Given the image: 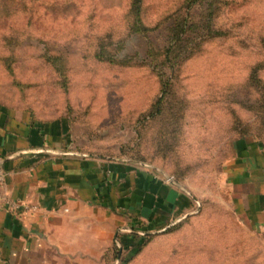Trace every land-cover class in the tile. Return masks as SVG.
I'll use <instances>...</instances> for the list:
<instances>
[{"label":"rangeland","instance_id":"rangeland-1","mask_svg":"<svg viewBox=\"0 0 264 264\" xmlns=\"http://www.w3.org/2000/svg\"><path fill=\"white\" fill-rule=\"evenodd\" d=\"M130 4L0 0V109L66 122L74 153L146 161L192 199L186 218L139 230L144 244L118 230L127 264H264V229L232 214L225 177L235 143L264 144V0H141L127 35Z\"/></svg>","mask_w":264,"mask_h":264},{"label":"crops","instance_id":"crops-1","mask_svg":"<svg viewBox=\"0 0 264 264\" xmlns=\"http://www.w3.org/2000/svg\"><path fill=\"white\" fill-rule=\"evenodd\" d=\"M67 129L0 109V264H105L118 230L163 231L191 209L146 166L74 153ZM226 164L232 214L264 229V144L238 141Z\"/></svg>","mask_w":264,"mask_h":264},{"label":"trees","instance_id":"trees-1","mask_svg":"<svg viewBox=\"0 0 264 264\" xmlns=\"http://www.w3.org/2000/svg\"><path fill=\"white\" fill-rule=\"evenodd\" d=\"M140 2H141V0H131V4H130L131 5L130 6L131 9L129 11V16H130L129 23L130 24L128 25V27H126L127 35L132 34L131 32H133L134 30H135V32L137 31L135 25H137V20L140 21ZM138 27H139V25H138ZM3 41H6L4 43H6V46H8V47H10L13 44L12 43V40H9V38H7V37H4L3 38ZM15 44L16 43H14L13 45H15ZM98 50H99L98 51V55L96 54V57H98L99 59H100V57H102V55H105V54L108 55V51H109V48L108 47H99ZM174 50H175V47L174 48H168V49L164 50L163 52H156L157 56L161 57V60H162L161 67L162 68H163L164 64L168 65L169 56L170 55L173 56L172 55L173 54L172 51H174ZM151 53H152V51H150V54ZM146 55H147V51L145 53V56ZM150 60L151 61L149 62V65L151 66L152 65V59H150ZM172 61H173V57H172ZM55 63L56 62H52V65H53L54 68H55ZM257 69L260 70L262 68L258 66ZM61 70H62V67H60L59 75L61 73ZM163 73L164 72H161V74L159 76L161 77L163 75ZM166 77H168V75L165 76V81L162 83V86H161L162 95H161V98H160V102L161 101L163 102V100H165L168 97V94H169V85H168L169 84V78L166 79ZM260 100L261 101H264V97L262 99H260ZM263 107H264V105H263ZM257 126H258L257 127V131H259L261 133H264V125L258 124ZM234 127L237 128V125H234ZM249 128H250L249 125H247L245 129H242V131L244 130L245 132H247ZM235 131H237V130L235 129ZM240 135H242V134H240ZM243 136H245V135H243ZM85 153H87V152H85ZM85 157H95V158H98V159H105V158L113 159V158H110V157L105 156V155L92 154V153H87V156H85ZM131 158L132 159H128V160L133 161V162L140 163V164H142V166H150V164L149 163H146V161H141L140 159H137L135 157H131ZM167 175H168V177H171L174 180V182H178L176 176L173 173H167ZM130 231L131 232L129 233V235H132L133 237L138 238L141 241V243L143 242L142 244H144V242H146L145 241V239H146L145 236H139V235L136 234L138 232V229H136L135 227H132V228H130ZM120 253H121L120 252V249H118L115 245H113L110 249H108L104 253L103 259H104L105 263H107V264H113L119 258L120 263L127 264L129 261H127V260L126 261H123L121 259L122 258L121 257L122 256V253L121 254Z\"/></svg>","mask_w":264,"mask_h":264},{"label":"built area","instance_id":"built-area-1","mask_svg":"<svg viewBox=\"0 0 264 264\" xmlns=\"http://www.w3.org/2000/svg\"><path fill=\"white\" fill-rule=\"evenodd\" d=\"M5 177H6V172H4L1 168H0V188L3 186V184H4V181H5ZM166 181H169V179L168 178H166L165 179ZM1 198H4V196L2 195H0V199ZM5 200L7 201V198H5ZM7 204H9V208L11 209V210H13L15 207H16V205L14 204V203H12L11 201H7ZM33 209V208H32Z\"/></svg>","mask_w":264,"mask_h":264},{"label":"water","instance_id":"water-1","mask_svg":"<svg viewBox=\"0 0 264 264\" xmlns=\"http://www.w3.org/2000/svg\"><path fill=\"white\" fill-rule=\"evenodd\" d=\"M136 164H138V163H136ZM138 165H140V164H138ZM188 215L189 214L184 215V217H182V219L186 218ZM136 234L139 236H145L146 235V233H142V232H137ZM116 262H119V258L116 260Z\"/></svg>","mask_w":264,"mask_h":264}]
</instances>
